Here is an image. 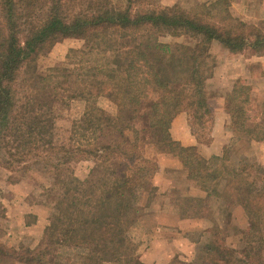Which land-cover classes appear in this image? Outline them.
I'll return each mask as SVG.
<instances>
[{
    "label": "trees",
    "instance_id": "16d2710c",
    "mask_svg": "<svg viewBox=\"0 0 264 264\" xmlns=\"http://www.w3.org/2000/svg\"><path fill=\"white\" fill-rule=\"evenodd\" d=\"M231 2L221 0L223 10L209 16L144 0H0V164L10 169L44 162L59 194L37 245L16 249L0 242V264H48L59 246L86 249L89 264L109 258L115 264H143L129 231L140 213L137 196L158 171L160 154L177 160L186 178L208 196L238 204L257 227L254 239L241 237L235 249L227 244L226 228L212 222L205 242L184 264H264L262 167L256 177L248 170L253 166L245 164L238 170L246 174L240 182L208 189L222 178L221 171L169 133L182 114L197 141L210 136L214 114L206 82L214 70L212 43L230 54L264 56V27L231 16ZM66 38L83 43L69 51L74 68L22 72ZM99 100L111 103L113 112L101 108ZM71 102H79L73 123L93 134L89 144L56 143V121ZM224 109L231 127L264 140V100L253 115L249 86L235 84ZM84 159L93 166L79 179L71 162Z\"/></svg>",
    "mask_w": 264,
    "mask_h": 264
},
{
    "label": "rangeland",
    "instance_id": "374dc122",
    "mask_svg": "<svg viewBox=\"0 0 264 264\" xmlns=\"http://www.w3.org/2000/svg\"><path fill=\"white\" fill-rule=\"evenodd\" d=\"M109 1L115 4H123L125 2V0ZM144 4L150 6H161L158 3V0H144ZM182 4V8L189 9L196 13H206L209 16H215L223 10L222 3H216V1L206 3L202 0H184ZM233 12V14H239L241 12L245 13V19L253 16L255 19H251L249 21L246 20V23L257 26L261 25L264 27V2L261 3L259 0H254L252 7L247 8L245 6H240L237 7V10L233 9ZM82 45V41L76 38L63 39L62 41L53 45L51 48L43 51L36 60L27 63L22 68V72H32L43 75L49 70L55 68L72 69L75 67L76 61L75 57L70 55L69 51L72 49H80ZM209 51L214 60L213 72L215 71V68L218 67L221 70V76L226 77L227 71L225 67L226 65L224 64L228 61V52H226L215 42L211 44ZM232 56H234V60H229L228 62L235 63L236 65L234 66L238 69L243 70L245 66H248L244 69L245 71H243L245 72L246 77L251 84L249 87L252 89L253 86L252 112L254 115L257 113V107L264 100V58L259 59V61L258 59L255 60L256 62L253 64L244 65V62H242L243 58L245 56L249 57L250 54H231L230 57ZM210 80L211 78L207 81L210 84V86H208L210 89L208 91V95L213 96L216 95L217 91L215 92L213 90L214 81ZM98 104L101 108L105 109L106 112H113V105L111 103L105 100H99ZM67 107L68 109L63 112L61 118L56 121V143H64L66 145H73L77 147L91 143L93 134L89 131H79V127H77L75 124L76 122L73 123V121H77L79 119V102H71ZM73 124H75V126H73ZM235 129L237 133L235 130L230 131V129H227L229 137L225 145L227 150V159L222 161V157L212 155L207 160L208 164L213 169H219L221 171L222 177L215 182L209 183L207 186L208 189L218 190L219 187H222L225 181L234 184L240 182L246 174L241 175L239 174L238 170L245 164H248V166H253L248 170L256 177L258 176V174L255 172L258 171L257 168L259 166H262L263 168V165L259 164L257 160L255 161L256 158L251 156L256 152H262L261 148L256 150L250 149L252 145H249V142L247 141L248 137L242 135L240 130L237 128ZM209 137L206 140L199 142L206 146L209 144ZM164 162L166 163L167 161L164 160ZM71 165L73 166V174L79 179H85L90 168L93 166V162L91 159H84L71 162ZM51 172L52 170L49 165L45 164L44 162L38 163L29 161L27 163H22L20 166L13 165L10 169H5L3 165L0 164V207H2L4 210H2V212L0 209V211L4 213V215L0 218V242L2 244L18 249L21 246H36L41 239L40 238L38 241L35 240L34 232H25L19 228L16 230L10 228L9 222L6 218V212L8 208H5V205L9 204V200H14L15 192L11 194V191L9 192V188H7L5 182L7 181L10 186L15 182L20 184L17 186V188L21 190L19 193L23 190H30L31 192L29 194L28 201L33 205L43 206V208L48 213V225L53 205L59 198V194L53 189L52 186L53 175ZM164 174L167 179L174 181H180L183 175L179 172H175L174 170L165 171ZM184 174L186 173L184 172ZM198 191L190 193L187 192L185 186H181V188L176 186V188H171L163 194L162 192L159 193V190H155V188H153L152 184L150 183L147 190L144 191L142 195L137 196L138 202L136 207L139 209L140 213L137 217V220L130 228L129 236L134 241V243H136V241L141 243L139 248L140 252L138 250L139 254L142 251L145 252L147 247H150L153 242L155 243L154 240H159L162 242L163 237H165V240H167V238H174L173 241H168V243H172L174 248H176V250L178 249L179 251L177 250V254H172L173 257L171 259L174 258L172 262L164 263V260H162L155 261V264H184L190 262V260L193 259V256L190 257V254L192 253V255H195V253L200 249L199 245L204 243L206 240V231L192 228L193 225L196 224H200L202 226L207 224V229L211 227L212 222L220 226H224L228 235L227 244H229L231 248L238 249L240 247V244L242 243L241 237L245 241H252L254 239L252 232L256 231V224L246 218L242 208L238 204L229 205L227 202L220 200V198L208 196V191H205L201 188H198ZM18 202L19 199L15 200V204ZM170 205L174 206V209L177 211L179 216L174 220H178L182 227V230L179 234L175 232V237L173 234L167 231L162 232L157 230V226L161 220V215L158 212L159 208L170 209ZM13 212H15V209H13ZM33 219L34 216L29 214L25 216L24 220L26 223H31L33 222ZM163 220L169 221L168 218H163ZM227 221L229 222L227 223ZM183 237L186 239V242L181 240ZM188 243H191L192 245L195 244V246H192L191 244L188 245ZM189 246L193 247L191 248L193 250L191 253L189 252L191 251ZM162 248L167 249L165 245H163ZM79 249L81 248L59 246L54 251V260L48 264H89L87 258H81L82 256L81 253H79ZM143 252L141 254H143ZM169 255L171 256L170 253ZM16 263L19 264L20 262Z\"/></svg>",
    "mask_w": 264,
    "mask_h": 264
},
{
    "label": "crops",
    "instance_id": "0c3cea01",
    "mask_svg": "<svg viewBox=\"0 0 264 264\" xmlns=\"http://www.w3.org/2000/svg\"><path fill=\"white\" fill-rule=\"evenodd\" d=\"M183 1L184 0H158V3L163 7L171 6L174 4L182 6ZM202 1L206 3L211 2V1L212 2L216 1V3L221 2V0H202ZM259 1H261V3L264 2V0L263 1L259 0ZM253 4H254V0H232L230 6L228 7V12L231 14V16L235 18H239L245 22L246 20L248 21L251 19L254 20L255 17L253 16L248 17L249 19L248 18L245 19L244 18L245 13L243 12L239 13L240 15L236 13L233 14L234 13L233 9L237 10V7H240V6L241 7L245 6L248 8V7H252ZM230 55L231 54L227 53V59L228 61L229 60L233 61L234 56L230 57ZM262 58L264 57L260 55H250L249 57L245 56L242 62H244L243 63L244 65L253 64L254 62H256L255 60L258 59L259 61V59H262ZM228 61L225 62L224 64L226 65L225 67L227 71L226 77L221 76V70L218 67L215 68L213 75L210 77L211 78L210 81H214L213 90L215 92L217 91L216 95H213V96L208 95L209 94L208 91L210 90L208 86H210V84L206 82L207 100H208L209 105L213 109V114H214V123L211 129L210 137L208 139L209 146L202 145V143L197 141L191 135L188 125H187V118L182 114L178 115L173 120V122L171 123L170 129H169V132L171 133V137L173 138V140L177 141L182 146L196 147L200 155L206 160H208L212 155H215V156L222 157V161H224L223 150L225 148L227 139L229 138L227 129H230V131H233V130L236 131L235 128L229 125L228 115L224 109V99L226 95H228L231 92L235 84L247 85V86L251 85L244 72L245 71L244 69L247 68L248 66H245L243 68L244 70L243 71L235 67L234 66L236 65L235 63L233 62L229 63ZM230 65H233V66H230ZM252 93H253V86L251 89V95ZM247 141L249 142V145H252L250 149L256 150V149L261 148L262 152H256L252 154L251 156L255 157L256 158L255 161L257 160L258 163L263 165V168H264V140L257 142V141L251 140L250 138H247ZM209 148H210V151H209ZM164 160L167 162L165 163ZM157 162H158V171L153 176L151 180V184H152V187L155 188V190L157 191L159 190V193L162 192L164 194V192H167L171 188H176V186H178L179 188H181V186H185V188L187 189V192H190V193L198 191L199 187H197L194 182L186 178V174H184V171L182 170L179 162L175 160L170 154H160L157 158ZM169 170H172V171L174 170L175 172H179L180 174H183L180 181H174V180L167 179L164 172L169 171ZM180 171L183 173H181ZM5 185H7V188H9V192L11 191V194L15 192L14 200H11V201L9 200V204L5 205V208L9 209V211L7 209L6 218H7V221L9 222L10 228L13 230L14 229L16 230L19 228V229L24 230L25 232H34L35 240L38 241L41 238L43 231L48 223L47 222V218H48L47 211L43 208V206L33 205L28 201V197L31 192L30 190L29 191L23 190L22 192L19 193V191L21 190L18 189L17 186H19L20 184H18L17 182L12 183V185L10 186L6 181ZM17 199H19V202L15 204V200ZM13 209H15V212H13ZM161 209L162 208H159V211H158L161 215V220L159 221L157 230L162 231V232L167 231L173 234L175 237L176 233L179 234L180 231L182 230V227L179 221L174 220L179 217L178 213L174 209L173 205H170V209H167V208L162 209V210ZM29 214H32L34 216V219H33V222L26 223L24 219H25V216ZM163 218H168L169 221L163 220ZM207 227H208L207 224L203 226L200 224H196V225H193L192 228L205 231ZM164 238L165 237H163L164 242L163 241L160 242L159 240H154L155 243L153 242V244H151L150 247H147L146 251L144 250L145 252L142 251L143 254H141L142 252L139 254L140 252L139 248H140L141 243H138V241H136V244L139 250L138 252L139 259L141 260L143 264H155V261H162V260H164V263L172 262V260L174 259V258L171 259L173 257L172 254L174 253L177 254L178 249L176 250V248H174L172 243H168V241H173L174 238L173 239L167 238V240H165ZM181 240L186 242V239L184 237ZM183 241H182V244H183ZM190 244L191 243H188V245ZM163 245H165L167 249H163L162 248ZM192 246H195V244ZM192 246L191 247L189 246V248L190 249L193 248ZM154 247H155V250H154ZM192 251L193 250L191 249V251L189 252L191 253ZM79 253H81L82 259L86 258V255H87L86 249H83V248L79 249ZM169 253L171 254V256L169 255ZM192 256L194 257V255H192L191 253L190 257ZM106 261L107 262H102V263L103 264L104 263L114 264L113 260L110 258ZM19 264H22V263H19Z\"/></svg>",
    "mask_w": 264,
    "mask_h": 264
}]
</instances>
